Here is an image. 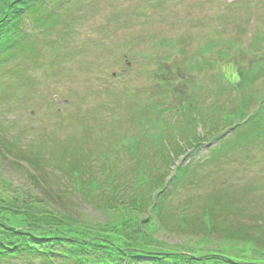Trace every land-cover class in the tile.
<instances>
[{"label": "rangeland", "instance_id": "rangeland-1", "mask_svg": "<svg viewBox=\"0 0 264 264\" xmlns=\"http://www.w3.org/2000/svg\"><path fill=\"white\" fill-rule=\"evenodd\" d=\"M65 7L69 24L64 26L61 19L48 36L32 24L27 30L38 49L25 47L24 54L0 72V136L13 142L14 151L32 150L43 156L42 166L49 163L44 169L49 181L31 167L28 170L44 186L25 190L28 167L20 166L27 164L18 157V150L4 152L5 145L0 149V190L3 186L5 195L9 188L20 194L36 191L49 206L69 215L88 221L104 219L109 212L100 192L74 188L73 177L65 170L66 174L56 171L57 165L67 167L86 156L89 175L101 179L103 188L114 174L120 196H134L131 180L138 161L122 150L129 137L145 139L146 128L159 133L165 128L159 119L181 128L184 106L187 113L192 104H202L204 112L210 113V106L235 95L229 80H238V68L259 69L251 88L264 94V0H73ZM182 46L185 51L181 52ZM16 65L22 66L19 74ZM167 69L170 75L164 73ZM220 84L227 85L222 94ZM144 106L151 110L148 117L158 123L142 117ZM257 106V102L252 105ZM215 117L209 118L208 126ZM192 127L199 134L205 129L201 124ZM164 139L169 142L170 138ZM180 139L186 154L171 168L184 159L194 170L168 202L180 206L191 197L202 199L210 191L230 189L243 194L242 206L250 208V214L264 218V139L241 149L231 147L219 159H211L208 147L187 148ZM146 142L149 145L141 150L148 153L145 166L152 169L157 163L165 172L168 167L155 154L151 140ZM3 179L11 180V187ZM133 212L149 213L147 208ZM170 230L155 228V241L189 250L200 240ZM198 242L197 247L204 245V249L219 245L233 250L232 243L221 239L214 244ZM0 264L47 263L14 257Z\"/></svg>", "mask_w": 264, "mask_h": 264}, {"label": "trees", "instance_id": "trees-1", "mask_svg": "<svg viewBox=\"0 0 264 264\" xmlns=\"http://www.w3.org/2000/svg\"><path fill=\"white\" fill-rule=\"evenodd\" d=\"M72 1L0 0V72L6 63L23 55L25 47L38 49L37 43L27 32L30 23L48 36L53 31L51 27L59 25L60 20L64 19L67 11L65 4ZM62 23L67 24L65 19ZM21 69L22 66L16 65L14 70L19 74ZM259 72V69L254 68L250 71L238 69L240 77L231 84L235 95H229L224 102L218 101L212 106L211 113L217 114L213 126L207 125L211 116L204 113L203 106L191 116V120L199 116L207 135L196 133L187 120L180 128L183 139L190 146L199 147L208 138H218L219 143L211 149V159L227 155L231 147L241 149L246 144L257 145L263 140L264 94L251 88L252 83L257 81ZM161 86L169 88L165 84ZM226 87L227 85L220 84L219 92L222 94ZM256 102L258 106L253 108L252 105ZM130 106L133 109L134 104ZM143 110L146 114L150 108L144 106ZM162 111L163 109L158 110L159 113ZM219 121L223 123V127H220ZM175 127L174 124L171 128L174 130ZM229 129L232 131L227 135ZM143 135L145 139L139 135L129 137L130 143L122 150H127L130 156L142 161V156L148 157L145 149L141 151L142 147L148 146L146 140L150 139L155 154L167 167L183 152L182 145L174 136H170L169 142H166L164 134L157 136L154 131L150 133L148 128ZM0 141V149L5 145L8 151L15 147L11 142ZM173 141L175 145L171 144ZM17 150L20 160L28 165L20 166L28 167L25 190L31 185L34 188L38 185L43 187L37 176L28 169H38L47 182L48 172L44 169L49 163L42 166L43 156L32 150ZM244 151L250 153L253 150L244 148ZM83 157L74 159L67 167L60 165V170L73 177L75 186L77 185L74 188L80 191H99L109 215L95 221L83 220L77 215L72 216L49 206L36 191H24L20 194L9 188V194L5 195L2 186L0 263L14 257H27L38 258L47 264H264V218L250 214V208L242 206L243 194H236L230 189L210 191L202 199L191 197L177 206L168 200L179 190V186L186 185V173L192 171L189 167L180 166L170 180L173 187L166 189L169 168L163 172L156 163L152 169L143 165L137 167V173L131 180L135 195L130 193L124 198L125 196H120L122 192L114 174L107 178L108 184L104 188L101 180H94L89 175L85 178L88 170L84 164V161L87 162L86 156ZM2 181L11 187V180ZM144 208L149 212L145 216L133 212H143ZM159 226L189 238L198 236V241L203 244H214L221 239L224 243H232L233 250L229 252L225 246L220 248L219 245H213L212 249H204V245L200 248L197 247L198 241L196 246H188L189 250H186L175 244L155 241L158 238L154 234L155 228Z\"/></svg>", "mask_w": 264, "mask_h": 264}]
</instances>
